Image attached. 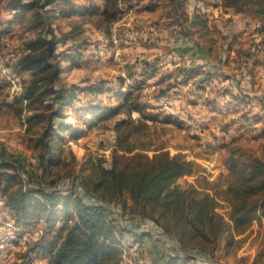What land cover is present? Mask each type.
<instances>
[{"label":"rangeland","instance_id":"1","mask_svg":"<svg viewBox=\"0 0 264 264\" xmlns=\"http://www.w3.org/2000/svg\"><path fill=\"white\" fill-rule=\"evenodd\" d=\"M16 1L0 0L4 170L18 174L27 191L73 187L77 193V182L92 179L99 166L112 168L116 154L168 153L194 162L201 171L179 178L176 185H195L200 194L215 195L221 201L218 212L228 220L229 189L242 182L230 166L254 157L264 160V19L253 3L242 9L243 2L230 6L228 0H115L106 14L101 0H77L82 9L72 13L70 0L63 3L68 13L60 15L58 3L44 7V0H21L35 6L16 9ZM52 30L62 40L56 51L63 61L61 79L43 101L20 104L24 80L31 81L33 75L16 73L17 57L9 56H18L40 36L51 38ZM65 89L70 91L67 105L56 100ZM136 105L139 111L133 109ZM49 114H56L51 142L58 163L44 179L41 158L46 153L40 140ZM123 164L120 158L119 167ZM17 186L12 184V189ZM124 198L126 208L108 205L112 218L140 236L152 235L143 240L122 235V264H264L262 211L248 231L233 232L231 239L221 236L207 254L197 249L182 252L170 235L169 246L181 251V260L172 263L165 261L166 232L136 214L129 193ZM28 212V219L19 223L0 201V222L11 219L34 240L42 235L43 223L31 214L32 208ZM13 245L24 263L23 248ZM12 250L0 251V264L14 258ZM37 251L31 254L40 257ZM188 254L193 259L183 263Z\"/></svg>","mask_w":264,"mask_h":264},{"label":"trees","instance_id":"2","mask_svg":"<svg viewBox=\"0 0 264 264\" xmlns=\"http://www.w3.org/2000/svg\"><path fill=\"white\" fill-rule=\"evenodd\" d=\"M101 1L108 14L109 6L115 0ZM66 2L70 0H44L43 6L50 7L58 3L59 9H54L64 15L69 10L63 4ZM72 2V13L82 9V6L76 4L77 0ZM240 3L242 9L243 5L253 3L256 14L264 19V0H228L230 6ZM14 4L16 9L35 6V2L21 0ZM94 11L93 9L89 13ZM49 34L51 38L40 36L31 40L14 60L16 73L33 75L31 81L24 80L23 91L17 98L20 104L29 102L31 105L43 101L50 93H54V85L61 79L63 61L58 58L56 51L62 40L55 36L53 30ZM68 92L70 93L67 89L59 91L60 95L56 100L67 105ZM123 105H128V100ZM133 109L139 111L140 108L136 105ZM55 117L56 114L47 116L48 129L40 140L46 153L41 158L44 179L50 175L51 166L58 163L51 142ZM120 158L124 160V164L119 167ZM4 169V164L0 163V201L14 213L12 218L22 223L28 219V211L32 208L31 214L43 223L42 235L22 255L24 263H27L31 252L38 250L36 255L48 259L49 264H122L119 246L122 235L132 234L139 240L152 235L144 233L140 236L135 229L119 225L116 223L117 219L112 218L114 213L111 214L108 205L116 203L126 208V193L130 195L136 214L143 219L152 220L166 232L162 236L163 246L169 251L165 261L172 263L181 260V251L169 246L170 235L178 241L182 252L185 249H197L199 254H207L217 247L221 236L226 234L231 239L234 237L233 232L242 235L257 220L258 212L264 213V160L257 157L240 166L237 163L230 166V171L237 172L242 182L240 186L229 189L230 196L226 201L231 211L228 220L218 212L221 201L215 195L200 194L195 185H190L187 189L176 185L179 178L196 176L201 171L194 162L171 157L168 153L153 157L143 153L132 156L116 154L112 168L99 166L92 179L77 182L81 189L77 193L73 187L64 191H51L42 186L27 191L20 184L18 174ZM17 183L18 186L12 189V184ZM89 199L94 202L88 201ZM186 241L196 244L191 247ZM182 259L184 263L193 258L188 254Z\"/></svg>","mask_w":264,"mask_h":264},{"label":"bare ground","instance_id":"3","mask_svg":"<svg viewBox=\"0 0 264 264\" xmlns=\"http://www.w3.org/2000/svg\"><path fill=\"white\" fill-rule=\"evenodd\" d=\"M4 49H6V48H4ZM13 52H15V51H13ZM15 53H11L9 58L13 59V58L17 57ZM3 55H5V53H3ZM7 55L8 54H6V56ZM1 57H4V56H0V58ZM2 64H4V63H2ZM8 224H10V226H8ZM22 228L23 227L18 226L17 223L16 224L13 223V221L11 219L9 221H3L2 222V224L0 225V236H1L0 237V251H1V253H2V251L6 250V248H9L11 250L14 249L13 247L15 245H13V243L19 244V246L23 248L24 252L27 251L31 242L34 241L36 238L34 240H32L31 239L32 235L25 233ZM30 231H32V230L30 229ZM12 251L14 252V250H12ZM7 252H8V250H7ZM12 257H14V255ZM1 261H3V260H1ZM36 261L37 262H46V260H44L40 257H37L34 254H31L30 257L28 258L26 264H36Z\"/></svg>","mask_w":264,"mask_h":264},{"label":"built area","instance_id":"4","mask_svg":"<svg viewBox=\"0 0 264 264\" xmlns=\"http://www.w3.org/2000/svg\"><path fill=\"white\" fill-rule=\"evenodd\" d=\"M0 39H1V37H0ZM188 106H190V105H188ZM0 223H2V222H0ZM8 226H10V224H8ZM1 237V236H0ZM38 238V237H37ZM36 238V239H37ZM6 264H26V263H21V261H18V259H17V253H16V250H14V258L13 259H11L8 263H6ZM36 264H49V262H48V260H47V262H37L36 261Z\"/></svg>","mask_w":264,"mask_h":264}]
</instances>
